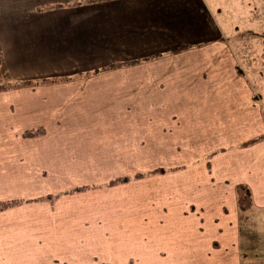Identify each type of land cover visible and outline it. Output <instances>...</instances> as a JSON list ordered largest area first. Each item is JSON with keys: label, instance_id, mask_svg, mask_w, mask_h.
<instances>
[{"label": "crops", "instance_id": "1", "mask_svg": "<svg viewBox=\"0 0 264 264\" xmlns=\"http://www.w3.org/2000/svg\"><path fill=\"white\" fill-rule=\"evenodd\" d=\"M74 1L0 0L13 77L79 74L0 90V201L21 200L0 211V264L81 257L82 243L97 237L76 230L84 214L33 199L64 191L69 182L59 180L108 177L114 163L126 175L190 164L142 178L146 216L136 219H146L119 243L144 242L142 228L152 264H241V220L252 214L264 238L263 78L239 72L217 0ZM183 44L190 46L177 49ZM36 128L44 133L22 136ZM238 184L252 197L244 212ZM132 202L125 205L139 206ZM103 216L100 243L108 242Z\"/></svg>", "mask_w": 264, "mask_h": 264}, {"label": "rangeland", "instance_id": "2", "mask_svg": "<svg viewBox=\"0 0 264 264\" xmlns=\"http://www.w3.org/2000/svg\"><path fill=\"white\" fill-rule=\"evenodd\" d=\"M217 3L222 8L221 14H225L224 18L220 15L221 22H219L223 26L225 38L231 43L239 59V72L249 75L250 79L253 80L254 78H263L260 80V87H262L260 92L264 96V0H217ZM228 14L230 18L226 19ZM182 165L188 166L190 164L183 163ZM116 166L115 163L109 166L108 177L105 178L83 179L84 177L81 176L70 181L59 180L63 183H66L64 181L69 182L64 191L82 185L95 186L85 192L61 195L51 203L59 201L68 203L69 206L72 205L75 209L73 213L84 214L83 221H77L76 230L84 234L86 238L87 236L94 238L97 235L92 243H82L79 250L81 257L74 260H70L68 257H59V262H66L67 264L153 263L154 259L151 256L153 252L149 250L151 245L146 240V229L141 228L142 231H145V234L141 236L144 242L130 243V246L118 242L119 237H122V240L123 238H131L133 235L131 229L139 225L138 222L146 219V217L136 219V216L142 217L141 214L146 216L142 208V204L146 205L147 203L143 192L148 188L149 182L147 179H139L134 183L104 185L114 177L126 175L120 173ZM174 166H165V168ZM64 191L61 190V192ZM133 200L139 206L127 207L125 205L126 202L133 203ZM60 213L65 215L66 211ZM103 214L106 215L108 227V242L106 243L99 242V229L101 227L99 221H105ZM123 214L126 216L133 215L134 218L130 216L126 221L122 217ZM252 216V214L251 218L248 216L246 222L241 220V264H264V238L263 235L258 236L260 227L252 224L254 222ZM247 224L250 226L247 227ZM63 229H67V227H61V230ZM247 231L252 234L249 238ZM79 233H77V239L83 237ZM137 244L139 248L136 246ZM48 263H50V259L45 262V264Z\"/></svg>", "mask_w": 264, "mask_h": 264}, {"label": "trees", "instance_id": "3", "mask_svg": "<svg viewBox=\"0 0 264 264\" xmlns=\"http://www.w3.org/2000/svg\"><path fill=\"white\" fill-rule=\"evenodd\" d=\"M83 1L84 0H75L72 4H81ZM87 1H102V0H86V2ZM60 5H63V4H59L58 6H60ZM51 7H52V5H49L47 3L44 4V8L49 9ZM38 9H40V8H38ZM189 46H190V44H183V45H180L179 48H177V49H182V48H186ZM148 58L149 57L135 59V60L122 61V62H120V61L116 62L115 61V62H112V63L105 65V66L93 68L92 70L85 72V76L97 74V73L109 70L111 68H116L117 66L130 65V64L136 63L138 61H144ZM1 67H3V68L1 69ZM78 75L79 74H70V75H62V76H48V77H40V78H31V79L15 78L11 75V73L8 70V67L6 66L5 58H4V54H3V50H2V46H1V42H0V90H9V89L19 88V87H23V86H27V85H39V84H43V83H54L57 81L69 80V79H72ZM43 133H44V131L42 128H36V129H31V130L25 131L22 134V136L25 138H31V137L40 136ZM254 141L255 140H252L250 142H247L246 144L252 143ZM185 167H186V165L174 166V167H168V168L157 167V168H154V169H152L150 171H146V172H140V173H135L132 175H124V176L114 177L113 179L104 183V185L114 186V185H118V184H126V183L131 182L132 180L142 179L148 175L164 174V173L172 172L175 170L184 169ZM93 187H95V186L94 185H82V186L74 187L73 189H70V190H67L64 192H60V193L58 192V193H54V194H46L44 196L35 198L33 200H35V201H48L51 203L54 200H56L58 197H60L61 195L69 194V193H75V192H85L89 189H92ZM235 190H236V196H237L238 209H239V211L244 212L247 208L250 207V205L252 203L251 202L252 197H251L250 190L244 184L236 185ZM20 201L21 200L0 201V211L5 210V209L12 207V206H16L19 204Z\"/></svg>", "mask_w": 264, "mask_h": 264}]
</instances>
